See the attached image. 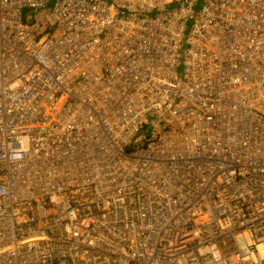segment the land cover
I'll return each mask as SVG.
<instances>
[{
  "label": "built area",
  "instance_id": "1",
  "mask_svg": "<svg viewBox=\"0 0 264 264\" xmlns=\"http://www.w3.org/2000/svg\"><path fill=\"white\" fill-rule=\"evenodd\" d=\"M0 264H264V0H0Z\"/></svg>",
  "mask_w": 264,
  "mask_h": 264
},
{
  "label": "rangeland",
  "instance_id": "2",
  "mask_svg": "<svg viewBox=\"0 0 264 264\" xmlns=\"http://www.w3.org/2000/svg\"><path fill=\"white\" fill-rule=\"evenodd\" d=\"M177 73L178 75H181V67H177Z\"/></svg>",
  "mask_w": 264,
  "mask_h": 264
}]
</instances>
